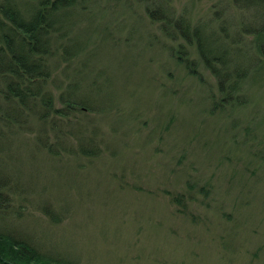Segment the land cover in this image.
Masks as SVG:
<instances>
[{"label":"rangeland","instance_id":"1","mask_svg":"<svg viewBox=\"0 0 264 264\" xmlns=\"http://www.w3.org/2000/svg\"><path fill=\"white\" fill-rule=\"evenodd\" d=\"M91 1L76 3L84 10L64 42L84 47L67 60L57 48L47 82L55 107L68 85L84 101L67 126L82 137L52 155L34 121L13 135L0 230L65 264H264L263 64L226 104L193 44L148 19L168 15L162 0ZM221 1L168 0L215 32Z\"/></svg>","mask_w":264,"mask_h":264},{"label":"trees","instance_id":"2","mask_svg":"<svg viewBox=\"0 0 264 264\" xmlns=\"http://www.w3.org/2000/svg\"><path fill=\"white\" fill-rule=\"evenodd\" d=\"M84 1L0 0V155L5 154L0 162L11 158L13 135L29 128L32 121L38 124L37 144L52 155L61 153L60 148L68 144L70 136L82 137V130L72 131L67 126L70 115L80 109L84 101L71 98L68 85L59 96L61 106L55 107L47 82L49 59L57 48H61V56L67 60L84 47V39L77 37L78 45L64 44L71 38L73 25L84 10L76 3ZM97 1L91 2L96 4ZM162 1L168 15L156 17L148 12V19L156 21L160 32L169 40L178 37L186 44H193L200 62L216 81L220 100L228 98L226 104H231V100L237 98L235 93L241 80L251 71L247 70L262 68L264 0H229L231 11L221 18L218 14L225 9L222 0L220 9L213 12L216 32L211 27L212 21H196L191 25L184 15L174 14L168 0ZM163 21L170 22L176 30L166 32ZM180 51L184 52L177 50ZM80 151L91 153L83 147ZM12 182L10 170L4 175L0 172V220L5 217L10 201V195H5L3 190L11 193ZM14 183L16 185V181ZM0 264H65V261L42 255L24 237L0 230Z\"/></svg>","mask_w":264,"mask_h":264},{"label":"flooded vegetation","instance_id":"3","mask_svg":"<svg viewBox=\"0 0 264 264\" xmlns=\"http://www.w3.org/2000/svg\"><path fill=\"white\" fill-rule=\"evenodd\" d=\"M180 52H182V51H180ZM175 57L177 59H179L180 62H183L186 65V68L188 69V71H190V73L196 74V75H198L200 77L199 74L195 73V69L194 68L189 67V63L191 64L192 63V60L189 61L188 57H182L181 54H177ZM226 99H228V98H225L223 100H226ZM82 109H86V108L85 107H82Z\"/></svg>","mask_w":264,"mask_h":264},{"label":"water","instance_id":"4","mask_svg":"<svg viewBox=\"0 0 264 264\" xmlns=\"http://www.w3.org/2000/svg\"><path fill=\"white\" fill-rule=\"evenodd\" d=\"M262 63H263V74H264V58L262 59Z\"/></svg>","mask_w":264,"mask_h":264}]
</instances>
